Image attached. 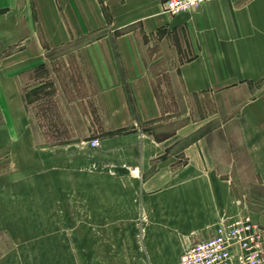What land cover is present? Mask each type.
Listing matches in <instances>:
<instances>
[{"label":"crops","instance_id":"0c3cea01","mask_svg":"<svg viewBox=\"0 0 264 264\" xmlns=\"http://www.w3.org/2000/svg\"><path fill=\"white\" fill-rule=\"evenodd\" d=\"M165 1L0 0V96L11 112L24 111L19 79L47 64L46 51L94 35L80 54L105 134L98 148L88 146L94 166L53 193L60 216L71 202L77 222L107 227L76 239L109 243L79 247L74 260L44 249L45 264H176L221 219L241 215L238 176L264 188V0H215L175 17ZM181 34V52L166 44L165 61L149 51L152 37ZM157 63L184 120L167 134ZM68 104L91 124L79 100ZM254 222L264 229V215Z\"/></svg>","mask_w":264,"mask_h":264},{"label":"rangeland","instance_id":"374dc122","mask_svg":"<svg viewBox=\"0 0 264 264\" xmlns=\"http://www.w3.org/2000/svg\"><path fill=\"white\" fill-rule=\"evenodd\" d=\"M212 1L215 0H206L199 9ZM92 38L94 35L79 39L70 46L46 51L47 64H37L21 75L19 83L24 111L11 112L5 105V98L0 96L4 107L0 109V206L3 211L0 264H45L44 249L57 254L51 256L52 259H58L61 253L67 255L62 259L74 260L79 247L85 250L91 243H98L99 248L101 244L109 243L76 239L80 234L105 231L107 227L77 222L71 213L74 211L71 202L61 205L67 215L60 216L56 193H53L55 184L71 183L77 169L91 167L96 151L90 149L88 143L105 134L99 131L98 106L95 108L92 104L94 89L80 54V46ZM184 39L182 34L179 37L168 35L163 39L152 37L149 51L155 54V58L159 55L165 57L162 60L165 61L170 56L166 44H176L181 52ZM140 40L142 42V35ZM162 67L160 63L155 64L152 74L156 94L167 113L162 125L167 128L164 131L167 134L184 120L180 119L181 114ZM75 80L80 85L72 93ZM78 100L81 118L84 115L89 120L92 118L91 124H85L79 117L75 119V110L69 109L68 102ZM81 105H84V111ZM243 163V172L246 173L247 167ZM233 186L241 215L252 217L253 221L264 215V188L255 183L253 177L238 176Z\"/></svg>","mask_w":264,"mask_h":264},{"label":"built area","instance_id":"2783aa9c","mask_svg":"<svg viewBox=\"0 0 264 264\" xmlns=\"http://www.w3.org/2000/svg\"><path fill=\"white\" fill-rule=\"evenodd\" d=\"M206 0H166L165 14L175 17L199 9ZM89 147L96 149L98 139ZM176 264H264V229L247 215L219 221L212 237L194 244Z\"/></svg>","mask_w":264,"mask_h":264}]
</instances>
